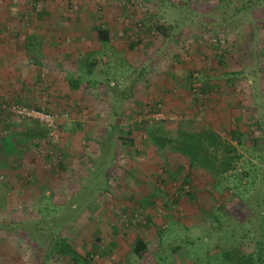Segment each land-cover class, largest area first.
Wrapping results in <instances>:
<instances>
[{"label":"rangeland","instance_id":"1","mask_svg":"<svg viewBox=\"0 0 264 264\" xmlns=\"http://www.w3.org/2000/svg\"><path fill=\"white\" fill-rule=\"evenodd\" d=\"M0 103L54 116L49 127L0 114V264H71L45 255L53 233L84 264L255 253L264 0H0ZM162 118L167 139L217 133L236 168L215 178L160 151L147 129Z\"/></svg>","mask_w":264,"mask_h":264},{"label":"trees","instance_id":"2","mask_svg":"<svg viewBox=\"0 0 264 264\" xmlns=\"http://www.w3.org/2000/svg\"><path fill=\"white\" fill-rule=\"evenodd\" d=\"M156 30L166 35L163 25L157 24ZM98 39L102 48L106 49L111 40L109 31L103 27L99 28ZM105 52L106 51H103L102 54H105ZM5 104L10 105L9 103ZM1 113L7 116L5 112H0V114ZM163 126L164 121H159L149 126L147 129L151 143L157 146L160 151L170 146L172 152L178 153L188 159L191 168L201 167L215 178L227 175L236 168L235 166L238 161L236 151L234 148L227 146L217 133L213 131L196 133L182 131L180 132V137L173 140L162 137V135L159 134ZM236 137L237 132L233 133V139L237 140ZM186 182H189L188 178L185 180V183ZM261 197L264 199V191L261 193ZM262 213L263 215L259 227L261 236L257 238L255 253L247 257H241L238 253V258L234 260L230 259L233 253L231 251H226L224 253V264L225 262L226 264H264V211ZM51 242L52 248L45 254L48 258H65L68 259V262L71 264H84L86 261L57 233L51 235L50 243ZM147 249L148 245L146 241L143 238H139L134 244L133 253L138 257H142ZM225 257L228 258L227 261H225Z\"/></svg>","mask_w":264,"mask_h":264},{"label":"built area","instance_id":"3","mask_svg":"<svg viewBox=\"0 0 264 264\" xmlns=\"http://www.w3.org/2000/svg\"><path fill=\"white\" fill-rule=\"evenodd\" d=\"M0 112H5L22 120L38 121L49 127H52L54 125V116H52L51 114L45 113L43 111L20 107L14 104L8 105L5 103H0ZM164 119L165 118H162L160 119V121H164Z\"/></svg>","mask_w":264,"mask_h":264}]
</instances>
